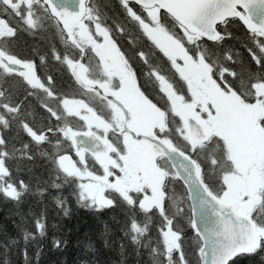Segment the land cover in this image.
I'll return each instance as SVG.
<instances>
[{
  "label": "snow or ice",
  "instance_id": "1",
  "mask_svg": "<svg viewBox=\"0 0 264 264\" xmlns=\"http://www.w3.org/2000/svg\"><path fill=\"white\" fill-rule=\"evenodd\" d=\"M0 205V264L74 206L80 264H264V0H0Z\"/></svg>",
  "mask_w": 264,
  "mask_h": 264
},
{
  "label": "trees",
  "instance_id": "2",
  "mask_svg": "<svg viewBox=\"0 0 264 264\" xmlns=\"http://www.w3.org/2000/svg\"><path fill=\"white\" fill-rule=\"evenodd\" d=\"M9 208L0 205V226L11 229V217ZM105 214L102 219H107ZM65 229L69 245L62 253H53L46 251L42 257V264H80L85 253L82 250V241L85 238H94L102 229L101 220L89 211L75 208L71 219L66 220ZM102 259L111 261L116 259L114 255L102 257Z\"/></svg>",
  "mask_w": 264,
  "mask_h": 264
}]
</instances>
